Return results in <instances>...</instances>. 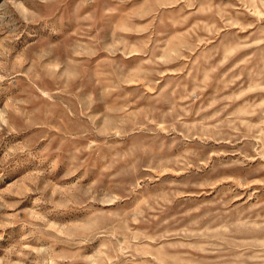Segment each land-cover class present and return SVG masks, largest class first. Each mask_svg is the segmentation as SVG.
Instances as JSON below:
<instances>
[{
	"label": "rangeland",
	"instance_id": "rangeland-1",
	"mask_svg": "<svg viewBox=\"0 0 264 264\" xmlns=\"http://www.w3.org/2000/svg\"><path fill=\"white\" fill-rule=\"evenodd\" d=\"M0 264H264V0H0Z\"/></svg>",
	"mask_w": 264,
	"mask_h": 264
}]
</instances>
